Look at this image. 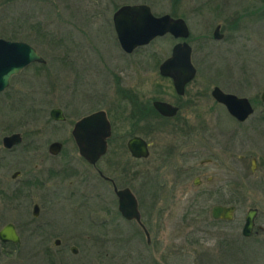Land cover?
Returning <instances> with one entry per match:
<instances>
[{
	"label": "rangeland",
	"instance_id": "obj_1",
	"mask_svg": "<svg viewBox=\"0 0 264 264\" xmlns=\"http://www.w3.org/2000/svg\"><path fill=\"white\" fill-rule=\"evenodd\" d=\"M135 3L149 5L156 16L181 17L190 29L187 41L196 75L182 98L174 93L171 79L158 71L178 40L158 37L131 54L119 46L113 12ZM216 25L224 34L219 41L212 38ZM0 38L29 43L46 62L42 69L30 64L0 93L3 133L23 134L13 151L0 155V229L11 222L20 236L19 245L0 242V264H46V246L56 239L66 253L61 263L49 264H149L144 256L137 257V252L144 253L138 237L125 243L134 224L116 216L110 186L100 183L80 157L71 135L78 119L100 109L112 125L107 157L117 147V160L132 163L133 170L143 168L151 194L158 192L159 182H173L169 206L161 207L165 199L154 203L151 212L155 255L163 264H264V241L241 238L246 211H264V168L250 171V159L264 156V0H0ZM214 85L248 98L253 115L238 125L210 97ZM117 86L128 96L120 98ZM154 99L180 105L179 113L168 121L159 119L149 106ZM52 108H61L65 120H52ZM137 112H149L147 122H136ZM182 128L213 133L227 149L214 147L218 161L180 178L166 169L177 162ZM132 135L150 143L149 158L129 159L125 143ZM54 141L63 143L57 155L48 153ZM227 155L223 165L220 157ZM208 157L205 147L193 161ZM109 158L100 162L103 168ZM17 170L21 175L12 179ZM201 171L214 176V190L228 185L224 204L236 206L233 221L212 222L210 209L216 200L192 198V179ZM34 204L39 206L36 217ZM117 228L125 232L119 250ZM71 245L77 246L76 255L67 250Z\"/></svg>",
	"mask_w": 264,
	"mask_h": 264
},
{
	"label": "water",
	"instance_id": "obj_2",
	"mask_svg": "<svg viewBox=\"0 0 264 264\" xmlns=\"http://www.w3.org/2000/svg\"><path fill=\"white\" fill-rule=\"evenodd\" d=\"M112 24L119 46L126 54H131L138 47L145 46L153 39L167 34L175 39H181L174 44L171 54L160 63L158 69L160 75L172 79L176 92L183 94L185 84L190 82L196 74V68L191 61V46L187 42L190 30L183 18L172 17L169 14L156 16L146 4H124L113 12ZM223 37L220 25L215 26L212 38L222 40ZM32 63H45V59L29 43L0 38V91L9 86V79L12 75L18 74ZM211 94L215 100L226 107L230 115L240 122L245 121L254 112L251 102L246 97L223 92L218 86L213 88ZM260 100L264 102V90L260 94ZM153 106L163 115H174L177 112L176 107L163 101H154ZM49 115L54 120H65L60 108L51 109ZM110 134V122L103 110L78 119L71 131L79 155L92 165H95L98 159L106 153L107 139ZM20 140L21 136L18 133L7 135L3 139V146L10 148ZM127 146L134 157H146L149 154L147 142L139 136L130 138ZM61 147V142L54 141L50 143L48 151L52 155H57ZM12 176L17 175L15 173ZM116 194L118 209L122 217L139 221L137 201L132 192L124 188L116 190ZM255 211V209H249L246 214L242 229L244 236L251 234ZM234 212V205H214L211 208V216L214 219L231 220ZM38 214L39 206L34 204L32 215L36 217ZM7 241L14 243L20 241L15 225L11 222L0 229V242ZM72 250L76 251L74 247Z\"/></svg>",
	"mask_w": 264,
	"mask_h": 264
},
{
	"label": "flooded vegetation",
	"instance_id": "obj_3",
	"mask_svg": "<svg viewBox=\"0 0 264 264\" xmlns=\"http://www.w3.org/2000/svg\"><path fill=\"white\" fill-rule=\"evenodd\" d=\"M135 4H145V3H135ZM119 7H117V8H119ZM176 40H178V39H176ZM23 70L24 69H22L21 71H23ZM158 71H159V69H158ZM18 74H15V75H18ZM15 75H12L10 77L9 84H10L11 78L13 76H15ZM163 77H165V76H163ZM166 78H169V77H166ZM169 79H171V78H169ZM171 81H172V79H171ZM190 82L185 84L183 94H178L176 92V90H175V87H174V84H173V81H172V87H173L174 93L179 98H182L185 95L186 87H187V85ZM215 86H218V85H214L211 88L210 97L212 98V100L215 102L216 105H218L220 107H223L226 110V112L228 113V115L232 119H234V121H236L238 123V125L245 123L253 115V114H251L243 122L238 121L235 117L230 115V113L227 111L226 107L222 103L218 102L217 100H215L213 98L211 92H212V90H213V88ZM116 88H118L117 93H118V96L120 98H122L123 96H128L127 92H124V90H120L119 86H117ZM4 90L0 91V93H2ZM125 100H127V98H125ZM158 100L166 102V103L176 107L177 108V112L174 115H168V116L161 114L153 106V102L154 101H158ZM149 106H151V109L156 113V115L158 116L159 119H163L165 121H168V120H171V119L175 118L177 116V114L179 113V111H180V105H176V104H173L171 102H168V101H165V100H161V99L152 100L151 105H149ZM147 108H148V105H147ZM100 110H103V109H100ZM97 111H99V110H97ZM103 111H105V110H103ZM93 112H96V111H93ZM93 112H90L88 114H91ZM105 113H106V111H105ZM147 113H149V112H147ZM147 113L145 112L144 114L140 115V113L137 112L136 113V118L137 119L135 121L136 122H140V121L147 122V120H148V119H146L147 118ZM63 114H64V112H63ZM88 114H85L84 116H86ZM64 116H65V114H64ZM84 116H82V117H84ZM106 116L108 118L107 113H106ZM49 117H50V115H49ZM51 119L54 120L53 118H51ZM54 121L62 122L64 120H54ZM110 126H111V134H110V136L107 139V150H106V153L98 159V161L95 163V165H92V164L88 163L82 156H80V157L91 168H93L95 170V173H96L100 183L102 182V184H105L106 186L107 185L110 186V189H111V191L113 193V201L115 200V204H116L115 205V214H116V216L119 217L120 219H122L124 222H126V224H134L133 228H131L132 229L131 237L129 239L126 238L125 243H128L130 245L131 241H133L134 239H136V237H138L140 243H142V245L144 244V247H143L144 248V253L142 254L141 252H137L138 253L137 257L140 258V257L144 256V258H146V260H149V262H148L149 264H163V262H161L160 259H158L156 257V255H155L154 245H155L156 235H151V233H153L152 228H153V223H154V217H153L154 215L151 214V212H152V207L154 206V203H156V202H159V201H162V200L166 199L167 202L164 203L163 206H161V207L165 209L166 207L169 206V200L171 199V196L173 194V191H172V188L174 187L172 185L173 182L170 181L171 183L170 182L167 183V179H165L162 182H159L158 183V192L154 193V194H151L150 187H149V185H148V183H147V181L145 179L146 171L143 168H141V169L137 168V169L133 170L132 167H130V164H132V163L129 164V163H124V162H120L119 160H117L116 153H118L119 151L116 150L117 147L114 149L115 146H112V148L115 150L113 155H110V158L107 157L108 150H109V145H110L109 143H111V145H112V140H111L112 125H111V122H110ZM134 126H137V125L136 124H132V128ZM143 127L145 129L147 128L144 125H143ZM2 128L3 127L0 124V131L2 132V136H0V155H2V153H5V152L13 151L14 148L16 146H18L23 140V134L22 133H20V132H12V133H9V134H4ZM13 133L20 134L21 140L17 144L11 146L10 148L4 147L3 146L4 137L7 136V135H11ZM178 133L181 134V138L179 140V143L175 147L176 148L175 158L177 159V162L175 164L173 163L174 165L171 167V169H166V172L168 174L171 171V173L173 175H176L178 177H180L182 174H185L187 177H189V174L192 173L193 171H195V170L198 171L199 169H201V168H203V167H205V166H207L209 164H212L214 162V160L215 161L219 160V154H218V152L215 151L214 147L218 148L219 146H221V147H224V150L227 149L226 146H225L226 144H224L223 142H221L219 140H215L214 136H213L214 134L213 133H208L207 134L206 130L193 131V130H190V129H186L185 130V129L182 128L181 130L178 131ZM134 136H139V137L143 138L140 135H132V136H130L127 139V141L125 143V150H126V154H128V156H129V159L132 160V161H140V160H145V159L149 158V156H150V143L145 138H143V139L147 142V148H148V152H149L148 156L138 158V157H134L130 153V150H129L128 146H127V142H128V140L130 138H132ZM62 147H63V143H62ZM62 147H61V150H62ZM205 147H207V149L211 153V157H208V158L200 160L198 162V164L195 163L193 161V159H194L196 151L198 149H203ZM77 150H78V148H77ZM48 153H49V151H48ZM2 158H3V156H2ZM108 158H109V160H106V163H108V164H106V168H103L100 165V162H102L103 160L108 159ZM228 158H229L228 155L226 156V158H224L223 156L220 157L221 163L224 165L228 161ZM244 159L245 158H244L243 155L239 156V160L244 161ZM2 161H3V159L0 160V165H2L1 164ZM170 163L171 162H169L168 164H170ZM215 163L219 164L217 162H215ZM250 163H251L250 171H251L252 174H254L256 172V169H259V167L264 168V156L263 157H259V158L252 157L250 159ZM166 172H164V173L167 174ZM15 173H16L17 176L13 177L12 175L15 174ZM13 174L11 175V178L15 179L19 175H21V171L17 170ZM204 176H206V172L205 171H201V172H198L197 174H195L193 179H192V184L194 186L193 187L194 189H192V191H194L193 193H195V194L191 195V196H192V198H195L194 201L197 200L198 197L202 198V197L206 196V197H209V198H212V199L216 200V204H214V205H225V206H228V205L224 204V201H228V199H229L228 185L225 184V185H222V187L218 186L214 190V188H213L214 176H212V175L206 176L205 177V184H204V180H203ZM1 177L4 178V174L1 175ZM180 178H177V179H180ZM134 179H136V181L138 182L135 185H134ZM174 184L176 185V181H174ZM136 185L143 192L142 195L140 194L139 191L135 190L137 188ZM124 188H128L132 192V194L135 196V199L137 201V209L139 211V221H137L135 219H130V220L129 219H125L124 217H122L121 213L119 212V209H118V196L116 194V190H121V189H124ZM188 190L191 191V189H188ZM184 195H188V192L186 191V193ZM173 198H176V196L174 195ZM249 209H255L256 211H255V215H254V219H253V227H252V230H251V234L249 236H244L242 234V229H243V226H244V223H245L246 214H247ZM249 209L246 211V214H245V217H244V221H243V224H242L241 238L249 239L252 236H256V237H258L260 239V241H264V211H262V213H260L259 209L256 208V207H251ZM235 211H236V206H235ZM234 215H235V212H234ZM234 215H233V218L231 220H228V219H214L211 216V209H210V220L212 222L229 223V222L234 220V218H235ZM15 229H16V227H15ZM16 232H17V229H16ZM124 233L125 232L119 230V228L116 229L115 246H116V249H118V250L121 248V246H119V244L121 245V242H122V238H121L120 234H124ZM17 234H18V232H17ZM143 237L145 238V242L143 241V239H144ZM19 238H20V236H19ZM56 240H58V242H56ZM56 240L53 242L52 245H50L48 243L47 246H46V250L44 252V256H45L44 260H45L46 264H49V261L57 262V263H61L63 261V257H64V255L66 253V249L65 248L63 249L61 247V245H62L61 239H56ZM1 243L5 244V245H7V244L19 245L20 241L16 242V243L10 242V241L1 242ZM42 244H44V243H38L37 245L39 246V245H42ZM73 247L76 249L75 252L72 250ZM67 250L72 255H76L78 253V248L75 245L69 246ZM130 251L133 254L134 253V247H132V249L130 248ZM132 258H133V256H132Z\"/></svg>",
	"mask_w": 264,
	"mask_h": 264
},
{
	"label": "trees",
	"instance_id": "obj_4",
	"mask_svg": "<svg viewBox=\"0 0 264 264\" xmlns=\"http://www.w3.org/2000/svg\"><path fill=\"white\" fill-rule=\"evenodd\" d=\"M33 65L36 66L38 69H42V68L46 67V62L45 63H36V64H33Z\"/></svg>",
	"mask_w": 264,
	"mask_h": 264
}]
</instances>
